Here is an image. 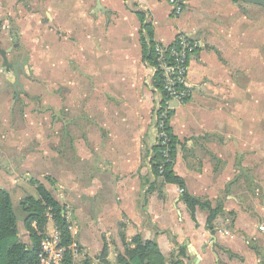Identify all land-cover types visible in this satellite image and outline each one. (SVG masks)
Segmentation results:
<instances>
[{"label":"crops","instance_id":"obj_1","mask_svg":"<svg viewBox=\"0 0 264 264\" xmlns=\"http://www.w3.org/2000/svg\"><path fill=\"white\" fill-rule=\"evenodd\" d=\"M177 1L178 15L166 0H0V48L12 49L9 63L23 65L19 80L31 76L30 100L44 114L17 120L13 105L22 102L11 104L2 66L0 189L11 196L22 242L29 236L18 203L37 198L36 182L69 208L72 244L93 264L105 243L115 264L120 234L126 242L137 234L154 241L166 264H264V184L252 190L258 198L235 194L232 183L244 172L238 167L231 181L235 168L226 167L250 150L257 170L250 175L264 176V7ZM183 33L195 44L194 91L187 110L174 107L169 121L172 172L182 188L152 172V113L164 99L142 40L170 47ZM206 112L213 115L205 119ZM215 128L228 133L208 140ZM237 128L241 135H232ZM185 192L199 203L192 213ZM210 211L216 216L209 226Z\"/></svg>","mask_w":264,"mask_h":264},{"label":"trees","instance_id":"obj_2","mask_svg":"<svg viewBox=\"0 0 264 264\" xmlns=\"http://www.w3.org/2000/svg\"><path fill=\"white\" fill-rule=\"evenodd\" d=\"M147 36L151 39L152 32L148 25H144ZM142 47L144 52V59L151 65H155V46L150 41L149 43L142 40ZM154 84L157 89L161 90L160 80L156 76ZM167 116L165 121V131L169 136V157L171 163H164L160 155L159 148H153V156L151 158V168L154 176L161 180V183L177 184L183 188L182 181L174 176L172 172V163L175 154L176 139L171 134L168 126ZM162 166V174H159L158 167ZM36 185L37 198L31 196H24L19 200L18 206L20 211L25 215L24 217V230L29 236V242L24 243L19 237L18 231V217L15 212L13 202L9 192L0 189V264H36V256L38 252V244L40 239L45 233L47 220L45 213L50 210L52 216V224L61 235V242L65 247L72 244V238L68 231L69 223L63 216L64 207L59 204L56 198L53 197L43 185L34 182ZM183 201L187 209L192 213L198 201L188 195L186 192L183 194ZM199 204V203H198ZM201 206H207L202 203ZM216 216V212L210 211L207 223L210 226L211 222ZM35 227H32V224ZM122 251H116L115 264H166L164 257L159 253L154 241L143 242L137 234L129 241H125L123 234H120ZM78 251L81 250L77 247ZM108 250L106 243L99 257L97 258L98 264H110L107 260ZM65 264H76L72 257V253L67 251L65 254ZM80 264H93L91 258L85 255L80 260Z\"/></svg>","mask_w":264,"mask_h":264},{"label":"built area","instance_id":"obj_3","mask_svg":"<svg viewBox=\"0 0 264 264\" xmlns=\"http://www.w3.org/2000/svg\"><path fill=\"white\" fill-rule=\"evenodd\" d=\"M172 7L175 14L182 12V7L177 0H166ZM195 48V44L191 40L189 34H179L175 42L170 47L158 46L155 48V65L153 66V74L160 80L161 93L167 100L183 102L192 96V83L189 80V57ZM158 120L155 123V145L159 148L160 155L164 163H171L169 157V136L165 131V121L167 119L166 103L163 102ZM161 163L158 167L159 174H162ZM180 193L182 190L179 191ZM63 216L69 223L68 231L73 238L74 229L71 222V212L69 208H64ZM45 218L48 224L43 237L38 244V252L36 256V264H65V254L67 251L72 253L76 264H80V260L85 254L78 251L77 247L71 244L65 247L61 242V235L52 224V216L50 210L46 211ZM34 227L35 224L33 223Z\"/></svg>","mask_w":264,"mask_h":264},{"label":"rangeland","instance_id":"obj_4","mask_svg":"<svg viewBox=\"0 0 264 264\" xmlns=\"http://www.w3.org/2000/svg\"><path fill=\"white\" fill-rule=\"evenodd\" d=\"M2 60H1V58H0V72L2 73V75H3V72H4V68L2 67ZM12 63H13V61H12ZM5 72H7L8 73V84H7V90H8V97H11V104L13 103V101L15 102V103H17V101H20V102H22V104L21 103H18V104H15V105H13L14 106V115L17 117V120H21V116H23V118L24 119H26V117L28 116V115H33L34 116V114H36L37 115V117L38 118H41V119H44V118H42L43 117V113L41 112V113H38V112H35V110L36 109H40V103H37V99H35V101H32V100H30V98L32 97L31 96V94L30 93H33V92H35L36 90H33V88H34V86H33V81H32V78H31V76H29V78H28V80L27 79H25V78H21L22 80H19V83H21V85L24 87V89L26 90V91H24V93L21 95V93L19 92L18 93V90H17V88L14 90L13 89V87H12V85H13V83H14V77H13V74L11 73L12 71H11V68H9V69H7V70H5ZM4 72V73H5ZM29 75H31L30 74V72H29ZM3 77V76H2ZM189 80H190V82L192 83V87H193V89H192V94H193V91H194V84H193V82L191 81V79H190V76H189ZM13 90V91H12ZM202 97H200V99H201ZM208 97L207 96H205L204 97V99H207ZM162 99H164V101H165V103H166V109H167V114H169L170 113V116H169V118H168V126H169V121H170V123H171V121H173L174 120V116L173 115H171V111L172 112H175V110H173L174 109V107L175 108H177V109H179V111H181L182 113H184V111H186L187 109H185L186 108V106L188 105V104H190L191 103V100H190V98L189 99H187V100H185V101H183V102H178V101H174V100H167L165 97H164V95L162 94ZM203 99V98H202ZM190 100V101H189ZM220 100V97H217L216 98V101H218L220 104L221 103H223L222 101H219ZM199 100H194V102L192 103V105L193 104H199V102H198ZM202 101V100H201ZM23 103H25V104H27V106L26 105H24ZM207 106L208 107H210V103H208L207 104ZM224 107H229L228 106V104L227 105H225V104H223L221 107H220V109H223ZM157 108V107H156ZM162 108V107H161ZM161 108H160V106H158V108L156 109V111H155V113L153 112L152 113V117H153V119L155 120L154 121V133H156L155 132V123H156V120H158V118H159V114L161 113ZM185 109V110H184ZM171 110V111H170ZM205 110H206V108H205ZM209 111V110H208ZM234 113V112H233ZM206 117H205V119H208L211 115H213V114H209V113H207L206 112ZM225 114H227V113H225ZM21 115V116H20ZM224 115V114H223ZM222 115V116H223ZM168 116V115H167ZM172 116V118H170ZM171 119V120H170ZM260 127H262V125L260 126ZM211 132H215L214 134H212V136H210L209 138H208V140H211V139H214V138H217V137H220L221 135H223V134H225V132H224V130H222L221 128H215V130H212V131H210V133ZM221 135H220V134ZM226 133H228V132H226ZM231 134L232 135H236V136H238V135H241V132H240V128H237V129H231ZM260 134L262 135V136H264V126H263V128L260 130ZM210 135V134H209ZM191 144H192V142H191ZM248 154H247V156H246V159H239V158H236V159H231L230 160V162L228 163V162H226V167L228 166V164H230L231 165V167H234L235 169H234V171H233V169H232V171H231V181L233 180L234 181V179H235V177H236V175H238V170H237V168L238 167H241L242 169H243V174L241 175V176H239V178L236 180V181H234V183H232V187H233V190H232V192L233 193H237V194H239V193H242V194H245V195H247V194H249L250 196H251V194L254 196V198H258L260 195H259V193H258V196L256 197L255 196V194H253L252 193V190H254L257 186H259L260 184H264V176H262V177H259V176H252V175H250L251 173H254L255 171L254 170H256V168H255V163H256V161H255V159H256V157H255V152H251L250 150H248V152H247ZM238 157V156H237ZM202 161H206V159H204V160H202ZM207 162H211V160H210V158L209 159H207ZM257 171V170H256ZM224 173L226 174L227 172L226 171H224ZM257 178L258 179H260V178H262V180H257ZM252 179V180H251ZM256 179V180H255ZM259 181H262V182H259ZM260 183V184H259ZM264 187V186H263ZM110 259H112V257L110 256ZM109 258H108V260H110ZM111 261V260H110Z\"/></svg>","mask_w":264,"mask_h":264},{"label":"water","instance_id":"obj_5","mask_svg":"<svg viewBox=\"0 0 264 264\" xmlns=\"http://www.w3.org/2000/svg\"><path fill=\"white\" fill-rule=\"evenodd\" d=\"M243 1L261 5L262 7H264V2L261 0H243ZM11 50H12L11 48H8L6 50L0 48V57L2 59V66L6 69L11 68L13 72L14 83L12 87L15 90L17 87H20L19 86L20 75H22L23 77H25L26 75H25L24 67L20 63L19 59H17L16 62L13 64L8 62L6 55L9 54Z\"/></svg>","mask_w":264,"mask_h":264}]
</instances>
